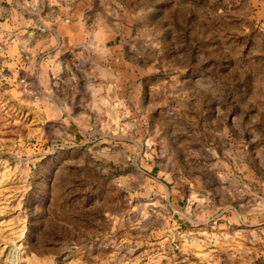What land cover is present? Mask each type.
Returning a JSON list of instances; mask_svg holds the SVG:
<instances>
[{"label": "rangeland", "instance_id": "374dc122", "mask_svg": "<svg viewBox=\"0 0 264 264\" xmlns=\"http://www.w3.org/2000/svg\"><path fill=\"white\" fill-rule=\"evenodd\" d=\"M0 264H264V0H0Z\"/></svg>", "mask_w": 264, "mask_h": 264}]
</instances>
